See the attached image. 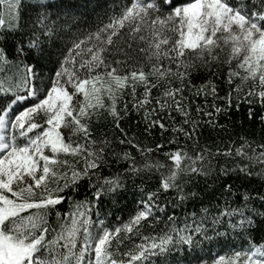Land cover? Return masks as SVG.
<instances>
[{
  "label": "snow or ice",
  "instance_id": "obj_1",
  "mask_svg": "<svg viewBox=\"0 0 264 264\" xmlns=\"http://www.w3.org/2000/svg\"><path fill=\"white\" fill-rule=\"evenodd\" d=\"M4 6L0 0V9ZM21 7L27 13L24 24ZM7 8V26L0 10V65L15 72L0 79V264H154L155 258L173 264L172 253L185 245L188 264H209L197 252H204L200 245L210 239L209 229L216 235L231 229L247 241L210 264H264V240L256 243L250 234L254 216L264 218V212L250 206L248 194H242L239 205L217 206L215 213L201 208L199 217L169 215L158 233L140 235L143 221L152 226L161 219L155 214L164 207L161 191H173L184 203L193 195L185 191L186 178L211 173L208 149L194 156L180 149L166 153L168 164H130L125 175L158 172L157 189L141 198L142 207L126 222L105 224L99 211L93 221V205L117 200L124 184L120 173L99 171L109 141L93 140L89 127L102 109L118 117L116 103L126 88L135 96L137 86H144V98L137 103H147L150 87H155L149 76L157 83L170 75L183 81L191 71L213 64L227 65L229 82L233 77L241 83L250 80L246 95L264 102V0H112L111 7L108 0H35L27 5L9 0ZM101 8L108 22L98 15L95 31L82 29L85 18ZM69 33L71 39L60 47L57 37ZM179 91L166 88L163 96L174 98ZM156 103L165 106L159 99ZM176 106L182 110L179 102ZM152 123L164 128L158 120ZM223 155L247 161L236 164L241 173L252 176L250 169L259 165L255 174L264 176V144L253 147L245 140ZM122 158L133 159L127 151ZM220 171L228 170L221 165ZM82 183L87 186L84 200L68 195ZM259 198L264 202V194ZM65 199L69 211H56L57 226L50 229L48 217ZM128 234L139 235L141 242L121 251ZM175 264L182 262L177 258Z\"/></svg>",
  "mask_w": 264,
  "mask_h": 264
},
{
  "label": "trees",
  "instance_id": "obj_2",
  "mask_svg": "<svg viewBox=\"0 0 264 264\" xmlns=\"http://www.w3.org/2000/svg\"><path fill=\"white\" fill-rule=\"evenodd\" d=\"M8 2L9 0H5V6L0 9L5 13L6 26ZM67 2L82 3L83 0H67ZM100 2L103 4L104 0H100ZM29 3H35V0H23L24 5ZM108 4L111 7L112 0H108ZM20 11L25 13L24 19L20 21L21 24H24L27 13L23 7ZM98 15L104 23L108 22L103 17L101 8L86 17L88 23L82 25L81 28L95 31L99 23ZM20 30L25 31L24 28ZM13 38L10 36L9 40L11 41ZM70 39L71 33L57 37L60 47H63ZM168 66L165 64V67ZM171 67L175 71V65H171ZM145 71H148L147 66ZM14 72V67L0 65V79L10 76ZM148 80L155 87H150L148 102L143 106L137 101L144 98V86H137L135 96L132 95L131 88H126L116 103L118 117L112 116L106 109H102L98 117L94 116L91 119L89 125L91 138L96 141H109L104 151L105 162L99 171L105 176L120 173L124 188L117 200L105 199L99 208L94 204L90 218L95 221L99 211L100 219H103L105 224L115 226L126 222L131 214L142 207L141 198L147 199V193L157 189L160 175L158 172H148L147 170L142 171L139 175L131 173L125 175V170L129 168L130 164L142 165L145 161H159L162 164H168L170 161L166 153L174 152L177 149L182 152L186 151L190 156H194L203 149L210 150L213 157L211 173L208 176L194 175L186 178L188 182L184 186L185 191L193 195L184 203H179L175 199L176 194L173 191L170 190L167 193L161 191L158 199L164 207L155 210V214L161 219L159 222H154L152 226L147 221H143L140 235L158 233L164 227L167 217L172 214L183 218L196 213L199 217L201 208H207L209 213H215L217 206L222 207L225 202L233 206L239 205L242 194L250 196L251 207L264 212V202L259 198L264 194V176L255 174L259 172L260 166L256 165L251 168L250 171L253 172V175L248 176L235 167L236 164L243 165L247 161L238 156L223 155L225 149L231 148L234 152L235 147L245 140L252 143L253 147L264 144V102H261L254 94L246 95L252 88V82L241 83L238 77H233L229 82L227 65L216 64L210 68L199 67L197 70L191 71L183 78V81L174 75H170L167 81L160 80L159 83L153 76H149ZM213 87H215L214 92L212 91ZM166 88H177L181 91L175 93L174 98L164 97L163 91ZM158 99L165 103L163 108L156 103ZM177 102L182 110L177 109ZM134 104L136 107H133ZM145 110L148 112L147 118ZM156 120L162 123L164 128H161L159 123H152ZM129 140L132 141L131 144L127 142ZM137 146L139 149L146 147L152 151L142 154ZM217 149L220 150V155L216 154ZM125 151L131 154L133 158L131 161L122 158ZM257 151L260 149L257 148ZM221 165L228 171L221 172ZM225 185L230 186V191L225 190ZM68 195L75 200H84L87 195L86 183H82L78 191ZM168 201L171 202L168 203ZM173 205L176 206L173 207ZM56 211L62 214L68 212L69 201L65 199L50 213L48 217L50 229L57 226ZM152 219V217L149 218V220ZM254 219L256 225L250 230V234L256 243H260L264 240V218L257 215L254 216ZM216 231L223 232L225 229L217 228ZM207 235L210 239H202L200 245L204 252L200 253L199 249L197 252L201 259L208 261L209 264L215 256L230 255L232 249L247 243L245 237L236 235L231 229L227 230L226 235H216L209 229ZM128 236L129 238L124 241L121 251L131 248L133 241L141 242L139 235L128 234ZM188 251L189 248L185 245L182 251L172 253L173 264L177 258L182 264H188ZM159 259L155 258L154 264H159Z\"/></svg>",
  "mask_w": 264,
  "mask_h": 264
},
{
  "label": "rangeland",
  "instance_id": "obj_3",
  "mask_svg": "<svg viewBox=\"0 0 264 264\" xmlns=\"http://www.w3.org/2000/svg\"><path fill=\"white\" fill-rule=\"evenodd\" d=\"M34 1V0H33ZM250 81V80H249Z\"/></svg>",
  "mask_w": 264,
  "mask_h": 264
}]
</instances>
